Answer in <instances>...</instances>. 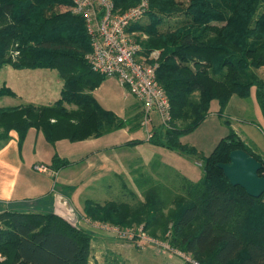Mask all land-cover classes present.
<instances>
[{"label": "trees", "instance_id": "1", "mask_svg": "<svg viewBox=\"0 0 264 264\" xmlns=\"http://www.w3.org/2000/svg\"><path fill=\"white\" fill-rule=\"evenodd\" d=\"M114 1L121 10L139 2ZM61 5L71 1L0 0V72L6 65L47 68L57 70L63 80L61 96L52 104L0 107V140L14 129L23 141L32 127L41 129L51 143L131 129L94 96L107 76L87 61L92 45L84 18L57 11ZM150 7L148 14L160 17L162 28L156 31L147 15L130 29L150 34L141 43L143 54L163 50L157 77L170 98L172 116L152 129L148 141L202 159L203 174L197 181L183 179L181 192L172 188L177 193L168 210L162 195L168 189L162 184L148 190L146 201L137 206L86 199L84 211L116 226L144 224L148 234L166 236L201 264H264V194L252 197L219 167L233 150L243 149L262 163L259 175L264 177L262 156L239 140L234 129L207 156L181 141L207 118L213 99L221 102L222 117L231 97H249L252 86L264 118V78L255 71L264 66V0H150ZM3 96L17 94L0 80ZM71 163L56 153L51 167ZM94 238L54 212H0V253L7 256L0 264H13V256L33 264H90Z\"/></svg>", "mask_w": 264, "mask_h": 264}, {"label": "rangeland", "instance_id": "2", "mask_svg": "<svg viewBox=\"0 0 264 264\" xmlns=\"http://www.w3.org/2000/svg\"><path fill=\"white\" fill-rule=\"evenodd\" d=\"M140 1L139 5L142 3ZM145 1L144 16L141 20L148 15L151 23L156 25L152 27L157 31V29L162 28L158 23L161 22V19L156 15V17L153 16V13L148 14L151 11L150 0ZM70 9L71 5H61L57 8V11H70ZM117 10L121 12L125 11L119 8ZM132 31L134 32L133 36L139 40V45L143 49L142 44L149 41L150 34L139 29H133ZM162 51L161 48L151 49L149 54H146L149 55L147 58L148 62L153 64L159 63ZM255 71L260 77L264 78V66L255 69ZM53 72L55 71L53 70ZM0 73L1 78H8L4 70ZM33 80L36 81L37 78ZM31 82L20 80V83L16 84L13 80L12 83L21 86V89H26ZM50 94L51 91L46 95ZM95 96L102 107L112 110L118 116L124 118L131 126V129L129 127L118 129L94 140L93 138H86L80 141H65L64 154L76 165L74 170L77 176H81L82 178L76 186L77 189L75 188L77 191L73 193V199L77 203V206L80 207V204L82 205L81 191L85 190L86 192V187L90 184L92 185L91 188L94 189L87 191L86 199L98 201L99 203L112 200L118 203L124 202L132 206H137L140 202L144 203L148 190L160 188L163 184L164 187L162 188L168 189L166 191H170L171 193L170 195L166 192V196L162 193L166 200V210L173 207L174 203L172 200L177 193L174 189L178 192L182 191V180L197 181L202 176V159L182 153L178 149L151 144L148 141V128L142 124V121L145 119V110L142 103L135 102L132 93L126 87H123L115 77H106L97 87ZM6 98L9 99L10 103H16L14 97L6 96ZM24 105H27V103L20 106ZM68 107L72 106L68 105ZM210 111L207 118L197 128L181 137L183 143L190 144L199 154L207 156L214 150L218 142L228 136L231 129H234L239 140L250 149L255 150L258 147L260 151L257 150L258 152H255L264 159L262 153L264 152V118L256 97L255 86L251 87L249 97H240L234 94L226 105L223 112L224 116L221 117L219 115L221 102L218 99L212 100ZM152 118L153 124L151 122V128L153 129L161 122L155 113L152 114ZM3 127L4 123L0 122V133L3 132ZM134 140H137L138 144L125 145ZM112 145H115L116 151L112 152L113 155H110L108 153L111 152L108 151L107 147H111ZM90 157L93 159V164L91 165V169L86 171L88 164L83 166L80 162ZM83 167H85L84 171L82 170ZM144 171L145 173H143ZM113 172L115 174L110 175ZM97 178H102V180H96ZM98 186H101V189ZM72 212L73 214L68 217V220H65L78 231L82 230L83 232L100 236L102 234H112L128 242V245H123L117 241H113V243L107 242L106 245L104 242L97 240L98 238L95 236L92 240L90 264H108L107 262L109 264H191L175 251L177 250L175 247H171L169 250L160 248L155 244L149 243V241L141 239L142 237L139 238L138 235H135L134 230L133 238L128 235L120 237L122 235L118 232L113 233L108 229L109 227L107 228V226L115 224L94 220L85 211L82 215L74 211ZM101 225L105 229L97 227ZM144 226V224H141L134 227L138 229L143 227L144 229ZM159 239V241L163 240V242H167V245H171L167 241L166 236L163 235ZM109 250L113 253H110ZM95 254L98 256H95ZM6 257L0 253V261H4ZM13 264L33 263L23 261L19 256H13Z\"/></svg>", "mask_w": 264, "mask_h": 264}, {"label": "crops", "instance_id": "3", "mask_svg": "<svg viewBox=\"0 0 264 264\" xmlns=\"http://www.w3.org/2000/svg\"><path fill=\"white\" fill-rule=\"evenodd\" d=\"M2 69L8 78L3 79L0 77L1 82L10 86L17 93V97L10 96L16 100V103H13L14 105L9 102L6 96L1 97L0 107L18 106L24 103L49 105L61 96L63 80L57 70L53 69L55 71L53 72V70L47 68L16 69L10 65H6ZM2 69L1 71H3ZM34 78H37V80L34 81ZM13 80L16 84L20 83V80L32 82L28 84L26 89H21V86L12 83ZM50 91L51 94L46 95ZM96 93L97 88L93 91L94 96ZM135 102L141 104L136 98ZM90 138L94 140L100 137ZM65 141H68V139H60L55 143H51L47 140L44 132L36 127L29 129L23 141L20 140L18 131L14 129L9 132L8 139L0 140V212L5 210L54 212L67 220L73 214L72 211L80 215L84 214L87 191L94 189L91 188L92 185L86 187V192L85 190L81 191L82 205L80 204V207H78L73 199V193L77 191L76 186L82 178L77 176L74 170L76 165L72 163L73 165L57 170L51 167L53 156L56 153L62 157L66 155L64 154ZM114 146L107 147L108 151L111 152L108 153L107 151L108 154L113 155L112 152L116 151ZM257 150L260 151L258 147L255 148V151ZM262 153L264 155V152ZM80 163L83 166L88 164L86 169L88 171L91 169L93 159L91 157L86 158ZM38 166H43V168L39 169ZM84 168H82L83 171ZM112 174H115V172L110 173V175ZM96 180H102V178ZM98 187L101 189V186ZM95 236L98 238L97 240L104 242L106 245L107 242L113 243V241L128 245L127 241L112 234H102L101 236L95 234ZM109 252L113 253L111 250ZM95 256L98 255L95 254Z\"/></svg>", "mask_w": 264, "mask_h": 264}, {"label": "built area", "instance_id": "4", "mask_svg": "<svg viewBox=\"0 0 264 264\" xmlns=\"http://www.w3.org/2000/svg\"><path fill=\"white\" fill-rule=\"evenodd\" d=\"M70 1V11L84 18L91 39L92 49L86 55L88 63L95 72L115 77L137 101L142 103L145 110L142 124L148 128V138L151 137L152 114L155 113L161 123H166L171 119L172 108L170 98L157 77L159 63L148 62L149 55L142 53L139 40L133 36L134 32L130 29L132 24L144 16L146 1L141 0L140 5L138 2V5L123 12L117 10L114 0ZM37 168L41 169L43 166ZM97 227L105 229L103 225ZM107 228L113 233L118 232L122 235L120 237L128 235L131 238L134 230L139 238L142 237L141 239L160 248L169 250L173 247L167 245L166 241H159V238L149 235L143 227L138 229L134 226L109 225ZM175 251L191 264H201L190 254L179 249Z\"/></svg>", "mask_w": 264, "mask_h": 264}, {"label": "water", "instance_id": "5", "mask_svg": "<svg viewBox=\"0 0 264 264\" xmlns=\"http://www.w3.org/2000/svg\"><path fill=\"white\" fill-rule=\"evenodd\" d=\"M219 167L233 185L243 187L249 195L259 198L264 194V177L259 175L262 163L246 150L235 149L230 160Z\"/></svg>", "mask_w": 264, "mask_h": 264}]
</instances>
